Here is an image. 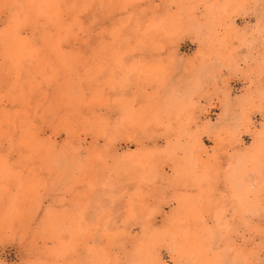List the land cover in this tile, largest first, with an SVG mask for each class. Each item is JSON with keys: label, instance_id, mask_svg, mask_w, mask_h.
I'll return each instance as SVG.
<instances>
[{"label": "rangeland", "instance_id": "374dc122", "mask_svg": "<svg viewBox=\"0 0 264 264\" xmlns=\"http://www.w3.org/2000/svg\"><path fill=\"white\" fill-rule=\"evenodd\" d=\"M0 264H264V0H0Z\"/></svg>", "mask_w": 264, "mask_h": 264}]
</instances>
